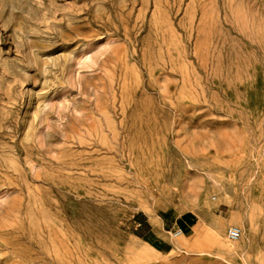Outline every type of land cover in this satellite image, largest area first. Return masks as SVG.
I'll return each mask as SVG.
<instances>
[{
    "label": "rangeland",
    "instance_id": "374dc122",
    "mask_svg": "<svg viewBox=\"0 0 264 264\" xmlns=\"http://www.w3.org/2000/svg\"><path fill=\"white\" fill-rule=\"evenodd\" d=\"M0 264H264V0H0Z\"/></svg>",
    "mask_w": 264,
    "mask_h": 264
},
{
    "label": "built area",
    "instance_id": "2783aa9c",
    "mask_svg": "<svg viewBox=\"0 0 264 264\" xmlns=\"http://www.w3.org/2000/svg\"><path fill=\"white\" fill-rule=\"evenodd\" d=\"M178 233H182L181 230H179ZM241 236V230L238 227L232 226L228 230V238L231 240H237Z\"/></svg>",
    "mask_w": 264,
    "mask_h": 264
},
{
    "label": "bare ground",
    "instance_id": "6f19581e",
    "mask_svg": "<svg viewBox=\"0 0 264 264\" xmlns=\"http://www.w3.org/2000/svg\"><path fill=\"white\" fill-rule=\"evenodd\" d=\"M240 229V228H239ZM179 234H182V233H179ZM241 237V236H240ZM237 240H239V239H237Z\"/></svg>",
    "mask_w": 264,
    "mask_h": 264
}]
</instances>
